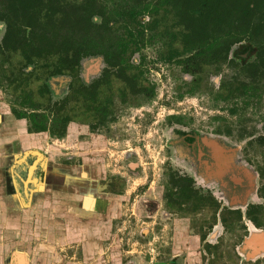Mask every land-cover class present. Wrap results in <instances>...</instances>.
<instances>
[{"label": "trees", "instance_id": "16d2710c", "mask_svg": "<svg viewBox=\"0 0 264 264\" xmlns=\"http://www.w3.org/2000/svg\"><path fill=\"white\" fill-rule=\"evenodd\" d=\"M147 17L150 20L145 23ZM0 23L6 26L0 44V86L8 89L15 85L20 91L17 103L23 107L13 109V113L28 121L31 134L48 132L62 140L69 124L78 118L87 122L93 116L101 125L113 120L112 76L126 83L119 89L124 103L131 99L153 101L156 89L147 84L132 57L157 40L167 47L161 59L176 62L184 74L192 76L179 99L209 90L218 106L234 103L232 115L237 104L246 111L251 104L264 101V81L260 78L264 77V0H0ZM242 44L256 51L254 63L239 64L247 59L236 54L231 57L233 49ZM85 59L86 65L104 60L117 71L109 70V79L107 70L96 82L103 88L108 85L106 91H100L99 99L80 83ZM224 67L230 74L218 89L211 88L208 76L223 74ZM63 76L72 77L74 83L69 95L60 104L54 103L49 82ZM36 81L42 83L39 92L44 101L37 100L30 89ZM215 120H223L225 132L231 134L230 120ZM169 121L182 122L176 116ZM187 183L188 179L178 173L168 172L164 195L168 208L190 201L199 206L206 203ZM175 188L178 191L174 192ZM196 209L190 212H198ZM222 216L229 229L228 222L239 224L243 219L241 212H224ZM199 234L203 239L207 236L203 231Z\"/></svg>", "mask_w": 264, "mask_h": 264}, {"label": "rangeland", "instance_id": "374dc122", "mask_svg": "<svg viewBox=\"0 0 264 264\" xmlns=\"http://www.w3.org/2000/svg\"><path fill=\"white\" fill-rule=\"evenodd\" d=\"M149 20L150 17H147L145 23ZM2 32L1 30L0 37ZM163 45L161 40H157L132 57L134 66L139 67L149 85L155 87L154 100L145 102L131 99L124 106L117 105L116 121L99 131L92 130L83 120L81 123L72 122L70 125L73 126V133V129L77 127L82 129L71 137L81 144L80 153H83L74 161L83 165L84 159L89 158L95 164L94 168L101 173L97 184L102 188L108 185L107 181L111 177H118L113 190L125 196L118 200L119 213L112 220L115 236L109 237L110 242L112 238L114 244L118 242L125 251L131 252L125 263L132 261L130 264H171L173 257L177 256L179 264H201L204 243L197 233L211 230L207 229L212 227L210 217L213 213L209 210L194 213L167 209L164 200L167 172L171 168L180 175L184 173L176 156L171 158L167 141L174 139L172 137L176 130L197 131L204 139H222L228 144L239 137L245 141L254 139L255 137L242 138L237 131L233 138L215 134L219 128L227 129L223 120L215 118L223 117L232 124L234 121L240 122L241 127L247 128L249 133L257 132L256 135H259L262 133L258 126L260 111H249L247 114L241 111L240 115L234 116L230 112L235 106L234 103H220L218 106L211 98L209 90H201L195 96L186 95L182 100L179 99V95L186 91V85L191 84L192 76L184 74L176 62L161 59L162 53L167 51V47ZM247 47L248 44L237 45L234 54L250 57L246 53ZM229 74L228 68L224 67L223 74L206 78L211 88L218 89L221 81ZM115 86L121 88L122 84L117 83ZM4 94L8 101L10 91ZM238 107L241 109V104ZM170 116L180 117L182 122L171 123ZM94 168L92 167V171ZM95 190L98 191L96 188ZM103 192L108 193V190ZM92 203L90 199L87 207L91 208ZM211 233V236L216 235L215 239H208L211 243H216L220 236L226 242L229 240L223 235V228L219 224ZM2 235L3 240L7 237V242L14 240L13 243H16L14 250L8 255L13 251H29L31 264H39L40 250L35 243L36 238L25 241L24 235L17 233ZM208 240L207 243H210ZM257 241L258 239L255 240ZM28 242L33 243V246L29 247ZM249 247L252 248L251 245ZM73 250V245L69 244L64 252L70 254Z\"/></svg>", "mask_w": 264, "mask_h": 264}, {"label": "crops", "instance_id": "0c3cea01", "mask_svg": "<svg viewBox=\"0 0 264 264\" xmlns=\"http://www.w3.org/2000/svg\"><path fill=\"white\" fill-rule=\"evenodd\" d=\"M4 95L0 90V264H31L29 251L8 255L16 243L3 240L7 233L24 235L25 241L36 238L39 264H130L125 259L131 252L112 240V220L125 195L103 192L108 185L97 184L101 173L89 158L83 165L74 161L83 153L71 137L82 129L73 133L70 123L62 140L48 132L31 134ZM69 244L75 250L66 254Z\"/></svg>", "mask_w": 264, "mask_h": 264}, {"label": "flooded vegetation", "instance_id": "af4514ba", "mask_svg": "<svg viewBox=\"0 0 264 264\" xmlns=\"http://www.w3.org/2000/svg\"><path fill=\"white\" fill-rule=\"evenodd\" d=\"M5 27V24L0 23V31H3V35L0 37V44L3 42L6 32ZM234 50L235 48L231 53L232 58L235 56ZM246 53L250 54V57L241 55L247 60H239V64L241 62H245L244 64L254 63L255 60L253 59L256 51L247 50ZM86 64V59L81 62L80 83L89 87L94 95H98L95 96V99H99L101 95L100 91H106L108 85H105L106 87L103 88L100 85L97 86L98 83L96 84V82L103 77L107 70L109 79V70L113 73H117V71L109 67L104 60H95L88 65ZM112 78L113 86L111 88L114 102L110 103V105L114 107V119L111 121L109 120L105 125H101L96 118L90 116L86 125L92 130L99 131L108 128L111 123L116 121V112L118 111V107L116 108V106H124V104H127L123 101V95L119 90L120 88L115 86L117 83H121L124 87L126 83L120 82V80L113 76ZM260 78L264 81L263 76ZM73 83L74 79L69 76L52 78L49 82L52 101L54 103L59 102L60 104L61 100L69 95ZM147 84L149 85L148 82ZM41 85V82L36 81L30 85V89L35 92V98L37 100L44 101V97L39 92V87ZM14 86L15 85H12V87L8 89L0 86L3 93H9L10 91L9 97H11V99L8 97L7 102L12 113L13 109L17 107L20 109L23 107V104L17 103V96L20 94V91L17 92ZM236 108L238 110L234 116L237 114L240 115L241 111L242 113L245 112V114L249 111H260L258 115L260 123L258 126L262 133L256 135L257 132H253L251 134L247 128L241 127L242 124L240 122L234 121L231 134L226 133L225 130L221 128L219 129H221L223 133L217 134L215 131V134L233 138L235 137V131H237L242 138H255L245 141L241 140L239 137L236 140H231V144H228L222 139H204L197 131L187 132L176 130L172 137L174 139L167 141V147L171 158H175L176 156V159L179 160L178 164H180V168L184 171L183 175L179 174V176L183 179H188L187 185L194 195L204 197L206 200V203L201 206H199L200 204H193V202L190 201L187 205L182 204L180 206L179 204H174L172 208H168L166 203L167 209L192 211L194 207H197L196 210L201 213L207 210L213 213L210 217V219H212L210 226L212 227L207 229L211 230H201L206 232L207 236L203 239L202 235L199 234L201 231L197 233L201 242L204 243L203 253H201V264H264V101L258 104H251L249 109L246 110L247 112L241 110L238 104ZM171 117L173 116H170L169 120ZM81 120L82 119L78 118L77 123H81ZM220 126L223 125L221 124ZM170 170L172 169L170 168L168 172ZM172 171L176 172L174 170ZM116 181H118V177H111V179L107 181L108 191L113 194H119L113 190L116 188L114 187ZM176 191H178L177 188L174 189V192ZM249 211L251 214L250 216L247 215ZM224 212H241L243 213V219L239 224L236 222L232 224L228 222L231 226L229 229L226 226V222L223 220L222 214ZM214 213H216L215 218L213 217ZM218 224L223 228V235H226L229 240L226 242L224 239L222 240V236H220L218 239L216 237V243H211L209 240L215 239L216 236H211V234H213L211 231L217 227ZM260 237H262V239ZM256 239H258L257 242H255ZM207 240L210 243H207ZM261 240L262 242H260ZM249 245H251L253 249L250 248ZM176 258L177 256L173 257L172 264H179Z\"/></svg>", "mask_w": 264, "mask_h": 264}]
</instances>
